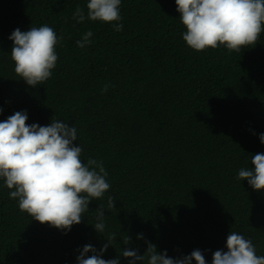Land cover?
Here are the masks:
<instances>
[{"label":"trees","instance_id":"1","mask_svg":"<svg viewBox=\"0 0 264 264\" xmlns=\"http://www.w3.org/2000/svg\"><path fill=\"white\" fill-rule=\"evenodd\" d=\"M87 3L0 0V121L26 111L29 125L53 118L75 127L82 161H102L111 185L65 234L21 212L0 179V264H78L83 246L107 243L93 227L100 204L104 235L115 234L104 259L124 248L142 255L150 241L172 258L201 250L212 264L231 231L264 256V190L237 179L264 154V31L240 52L196 51L175 0H121L119 22L78 23L73 14L79 6L87 16ZM45 24L63 40L52 76L32 87L15 73L9 36ZM87 31L92 43L81 49Z\"/></svg>","mask_w":264,"mask_h":264},{"label":"clouds","instance_id":"2","mask_svg":"<svg viewBox=\"0 0 264 264\" xmlns=\"http://www.w3.org/2000/svg\"><path fill=\"white\" fill-rule=\"evenodd\" d=\"M179 19L185 26L183 40L196 51L224 46L240 52L242 48L256 45L264 31V0H175ZM121 0H88L87 16L84 9L76 8L72 19L83 23L86 19L105 23L119 22ZM114 31H123L122 23L113 25ZM92 31L83 34L76 45L83 49L92 43ZM13 41L11 59L15 73L28 85L36 87L52 76L58 55L57 44L63 36H57L47 24L31 27L28 31L15 29L9 36ZM108 84L102 91L107 92ZM3 109L0 108V114ZM26 111H17L0 121V179L10 190L11 199L18 200L21 212H26L41 224L60 229L65 234L73 225L82 222L93 200L102 199L111 185L102 161L81 159L82 148L74 142L77 129L60 120L49 125L27 124ZM264 143V133L260 134ZM254 168H241L237 179L247 180L256 191L264 190V154L251 156ZM107 208H116L114 197L108 196ZM94 229L107 243L97 250L88 244L79 250L78 264H120V256L128 264H207L201 250L190 255L172 258L167 250L158 252L157 246L146 241L144 254L139 249L124 248L115 259H104L115 234L105 236V206L96 210ZM123 244L129 245L131 237L124 235ZM138 239H144L143 233ZM227 251L213 253L212 264H264V256H258L251 239L231 231L226 241ZM88 253H92L91 256Z\"/></svg>","mask_w":264,"mask_h":264},{"label":"bare ground","instance_id":"3","mask_svg":"<svg viewBox=\"0 0 264 264\" xmlns=\"http://www.w3.org/2000/svg\"><path fill=\"white\" fill-rule=\"evenodd\" d=\"M257 84V83H256ZM261 86V85H260ZM245 88V87H244ZM254 89V88H253ZM237 90H238V88H237Z\"/></svg>","mask_w":264,"mask_h":264}]
</instances>
